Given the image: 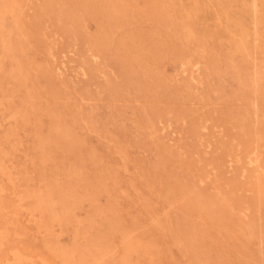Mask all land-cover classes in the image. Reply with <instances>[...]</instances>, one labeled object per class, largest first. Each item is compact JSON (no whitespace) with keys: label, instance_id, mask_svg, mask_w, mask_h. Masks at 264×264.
I'll use <instances>...</instances> for the list:
<instances>
[{"label":"rangeland","instance_id":"374dc122","mask_svg":"<svg viewBox=\"0 0 264 264\" xmlns=\"http://www.w3.org/2000/svg\"><path fill=\"white\" fill-rule=\"evenodd\" d=\"M0 264H264V0H0Z\"/></svg>","mask_w":264,"mask_h":264},{"label":"bare ground","instance_id":"6f19581e","mask_svg":"<svg viewBox=\"0 0 264 264\" xmlns=\"http://www.w3.org/2000/svg\"><path fill=\"white\" fill-rule=\"evenodd\" d=\"M227 189V188H226Z\"/></svg>","mask_w":264,"mask_h":264}]
</instances>
